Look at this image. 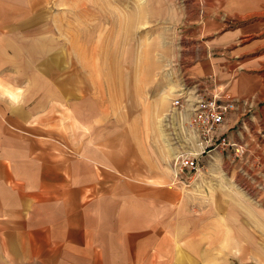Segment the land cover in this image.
I'll list each match as a JSON object with an SVG mask.
<instances>
[{
  "label": "crops",
  "instance_id": "1",
  "mask_svg": "<svg viewBox=\"0 0 264 264\" xmlns=\"http://www.w3.org/2000/svg\"><path fill=\"white\" fill-rule=\"evenodd\" d=\"M5 1L0 0V264H229L211 247L213 236L200 228L204 222L185 217L184 192L170 186L165 154L156 163L152 153L141 162L116 154L120 137L100 126L104 111L89 113L82 101L67 106L64 97L77 90L58 88L56 70H41L35 60L41 58L40 37L38 43L24 39L19 13L10 23ZM252 1L264 6V0ZM238 2L245 8L250 0ZM225 13L236 21L212 19L208 31L215 47L227 49L205 56L192 74H216L224 92L253 97L264 111V11ZM251 14L258 18L242 21ZM57 99L65 101L71 119L66 109L64 119L57 118ZM237 115L235 110L227 118L232 138Z\"/></svg>",
  "mask_w": 264,
  "mask_h": 264
},
{
  "label": "rangeland",
  "instance_id": "2",
  "mask_svg": "<svg viewBox=\"0 0 264 264\" xmlns=\"http://www.w3.org/2000/svg\"><path fill=\"white\" fill-rule=\"evenodd\" d=\"M5 4L10 23L19 13L26 41L38 43L40 37L41 58L35 60L41 70H56L58 88L77 90L64 97L70 101L67 106L82 101L89 113L104 111L100 126L106 134H119L114 151L121 157L141 162L152 153L156 163L165 154L170 186L184 192V215L204 222L200 228L213 236L211 247L220 249L229 264H263L261 105L253 97L237 98L240 103L234 111L239 116L233 128L236 140L244 144L242 155L209 151L200 156V170L195 173L179 172L178 157L194 151L197 141L186 98L196 91L209 96L224 89L214 73L192 74L205 56L227 49H218L210 40L209 21L235 22L225 11H264V6L252 0L245 8L236 0H7ZM212 11L216 15H210ZM255 18L251 14L242 21ZM78 89L84 91L82 96ZM177 98L184 107L173 109ZM56 103L62 109L57 118L66 109L71 119L65 101ZM72 125L75 130L81 127L77 122Z\"/></svg>",
  "mask_w": 264,
  "mask_h": 264
},
{
  "label": "built area",
  "instance_id": "3",
  "mask_svg": "<svg viewBox=\"0 0 264 264\" xmlns=\"http://www.w3.org/2000/svg\"><path fill=\"white\" fill-rule=\"evenodd\" d=\"M186 105L192 113L190 122L197 134L195 150L181 153L178 157L179 172L187 169L194 173L200 170V156L212 150H233L237 156L245 152L244 144L232 138L226 128L228 115L238 108L237 98L223 90L209 96L196 91L186 98ZM238 102V103H237ZM173 109L183 108L180 98L173 100ZM239 132V131H238Z\"/></svg>",
  "mask_w": 264,
  "mask_h": 264
}]
</instances>
